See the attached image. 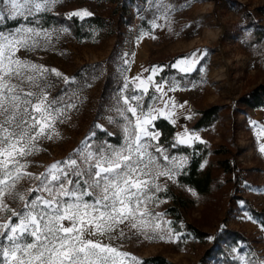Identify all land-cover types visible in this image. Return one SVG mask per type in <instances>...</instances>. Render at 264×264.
Segmentation results:
<instances>
[{"label":"rangeland","instance_id":"374dc122","mask_svg":"<svg viewBox=\"0 0 264 264\" xmlns=\"http://www.w3.org/2000/svg\"><path fill=\"white\" fill-rule=\"evenodd\" d=\"M262 6L264 0H117L114 3L56 0L51 6L46 14L79 19L99 15L109 19V25L95 33L91 41L81 43L67 25H54L46 28L51 38L43 48L17 53L22 59L48 70L46 78L53 86L48 99L65 89V99L73 97V106L64 112L63 122L55 123L53 138L37 142L38 150L28 157V166L21 171L42 176L53 164L68 159L89 137L96 143L106 142L95 139L98 131L118 134L121 143L112 145L120 147L127 132L126 122L117 110L123 107L122 97L137 87L136 77L148 88L143 95L144 106L151 104L164 111V116H157L156 120L176 121L172 123L176 128L175 141L176 134L186 130L199 139L185 145L203 143L211 150L229 152L210 155L203 164L214 177L210 193L203 196L179 185L178 176L188 165V158L175 154L186 158L184 166L172 179L158 177L155 181L161 188L156 194L158 202L147 205L149 211L162 214L160 220L153 218L154 223L160 224L159 229L150 224L132 229V221H125L113 232L85 235L84 239L91 238L127 253L125 264H144V259L156 256L171 264H243L237 261V256L244 249L247 251L243 253L264 260V226L254 215L264 213V157L262 153L257 155L254 111L237 104L243 95L264 84V36L255 34L264 32V16L257 11ZM84 11L92 15L83 18L73 15ZM122 14L125 17H120ZM15 30L16 27L3 31ZM111 55L114 59L109 62ZM181 59L183 64H179ZM193 61V71L180 70ZM96 64L100 68L90 70L81 83L76 74ZM155 67L162 70L153 73ZM52 69L71 83L66 84ZM109 77L116 82L104 95ZM149 77L152 83H148ZM125 83L129 85L128 90L123 88ZM161 83L166 95L163 99H150L162 95L153 87ZM169 98L172 103L165 106ZM214 105L223 108L220 119L208 128L194 129L198 111ZM149 130L153 131L152 127ZM261 144L264 146V135ZM225 159L235 168L231 174L224 173L219 166ZM161 170L166 171L162 166L153 169L154 172ZM38 184L35 179L21 180L12 190L23 199L13 202L5 195L0 197V203L19 212L35 194L33 190ZM8 191L5 189V193ZM5 215L0 209V216ZM136 222L141 223L139 219ZM63 223L69 226L68 221ZM189 226L197 228L202 238L190 237ZM121 230L123 236H119ZM228 230L240 233L246 239V248L223 250L219 236ZM113 236L116 238L111 239Z\"/></svg>","mask_w":264,"mask_h":264},{"label":"snow or ice","instance_id":"6c2138e0","mask_svg":"<svg viewBox=\"0 0 264 264\" xmlns=\"http://www.w3.org/2000/svg\"><path fill=\"white\" fill-rule=\"evenodd\" d=\"M55 3L56 0H0V23L5 19L17 21L15 31L0 30V197L7 195L13 202L22 200L13 186L26 178L39 181L35 194L21 211L0 203V209L7 213L0 216V264H125L127 253L84 236L106 235L125 221H132V229L144 224L159 229L160 224L153 218L160 220L162 214L147 208L149 202H158L156 194L161 188L155 181L161 175L172 179L186 158L169 153L158 140L159 132L149 130L164 111L151 104L144 106L143 95L148 88L136 77L137 87L122 97L123 107L117 110L126 122L127 132L120 147L96 143L89 137L68 159L53 164L42 176L21 171L27 168L28 157L38 150L37 142L51 140L55 123L63 122L64 112L73 106V97L65 99L67 89L48 99L53 87L46 78L48 70L17 55L22 50L39 51L50 42L51 34L40 19ZM73 15L83 18L92 14L84 11ZM183 63L181 59L179 64ZM194 64L195 61L180 70L191 72ZM161 70L152 69L153 73ZM51 71L66 84L71 83L55 69ZM148 83H152L151 77ZM153 87L162 95L150 99H163V84ZM123 88L128 90V83ZM171 103L169 98L165 106ZM176 135L178 138L169 148L199 139L186 130ZM159 166L166 171L154 172ZM5 189L9 191L5 193ZM244 204L242 200L241 206ZM64 221L69 226H64ZM123 235L119 231V236ZM237 261L264 264V260L243 252Z\"/></svg>","mask_w":264,"mask_h":264},{"label":"trees","instance_id":"16d2710c","mask_svg":"<svg viewBox=\"0 0 264 264\" xmlns=\"http://www.w3.org/2000/svg\"><path fill=\"white\" fill-rule=\"evenodd\" d=\"M100 1L113 2V3L117 2V0H100ZM123 8L128 10L125 5H123ZM128 11L126 12L128 13ZM257 11L261 16H264V6L259 7ZM124 15L123 14L120 15V17H125ZM108 22L109 19L99 15L90 16L84 19H79L77 17L64 18L61 15H53V14H44L42 17V25L45 28H49L54 25H62V24L67 25L69 29L72 31L73 36L79 43L84 41H91L95 33L104 31L108 27L109 25ZM21 23L22 21H20V24ZM15 27H17V21L10 19H5V21L0 24V30L12 29ZM255 34L259 35L260 38L264 36V32L256 31ZM113 55L109 57L108 59L109 62H112V60L114 59ZM98 68H100V64L89 65L83 68L82 72L76 74V77H78L79 80H81V83H83V81H85L84 79L88 77L89 71ZM115 82L116 80L110 77L107 78L104 88V95L105 93H107L108 89H111L113 87ZM237 104L243 107L244 109H248L251 111L264 109V84L255 87L253 90L243 95L237 101ZM222 110L223 108L221 106L214 105L207 109H202L198 111L199 118L193 125V128L199 130L212 126L215 122H217L220 119ZM153 124H154V128H152V130L158 131L160 133L158 140L164 148H167L170 153L181 154L188 158V165L178 176L179 185L189 188L201 196L209 194L213 185L214 177L212 176V173L208 168L207 169L203 168V164L206 162L207 158L210 155H228L229 154L228 150L226 149L211 150L209 146L203 143H196L192 146L179 145L175 149L169 148L168 146L173 142H175L174 140V136L176 132L175 126L172 123H170L168 120L163 118L156 120ZM95 139H97L98 141L105 140L106 142L115 145L121 143L120 136L115 132L112 133L108 130L98 131ZM257 155L261 156L259 151H257ZM219 166L226 174H231L235 170L234 166L230 163L229 159H225L219 162ZM254 215L259 218L260 223H262L264 226V213L256 212ZM187 230L190 237L195 239L202 238V233L197 228L193 226H189L187 227ZM223 235L221 237L219 236L220 241L223 242L224 245L223 250L225 249V247H227V249L236 247L239 248V250H241V247L246 248L245 246L246 239L240 233L234 232L232 230H228L224 232ZM241 251L244 252L247 250L244 249ZM218 253L221 252L219 251ZM143 263L171 264L165 258L160 256L146 258L144 259Z\"/></svg>","mask_w":264,"mask_h":264},{"label":"crops","instance_id":"0c3cea01","mask_svg":"<svg viewBox=\"0 0 264 264\" xmlns=\"http://www.w3.org/2000/svg\"><path fill=\"white\" fill-rule=\"evenodd\" d=\"M255 115L253 118V123L256 125L255 129H253L254 136L256 137L257 140V146H258V151L262 153L264 157V151H261L262 144H261V137H263L264 131H261V129H264V109H258L253 112Z\"/></svg>","mask_w":264,"mask_h":264}]
</instances>
